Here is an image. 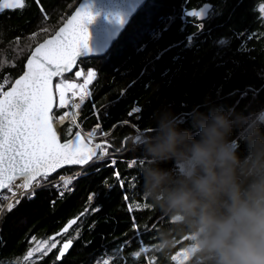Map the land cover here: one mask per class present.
Wrapping results in <instances>:
<instances>
[{"label": "trees", "instance_id": "1", "mask_svg": "<svg viewBox=\"0 0 264 264\" xmlns=\"http://www.w3.org/2000/svg\"><path fill=\"white\" fill-rule=\"evenodd\" d=\"M80 1L24 0L23 8L0 10V82H9L4 90L23 72L32 49L53 35ZM206 1L214 11L201 24L183 14L184 8ZM262 4L264 0H152L105 55L84 58L74 72L57 76L55 85L63 79L82 81L89 70L95 71L77 121L63 123L59 136L64 141L66 129L86 134L99 123L96 134L103 137L93 143L108 140L109 156L90 162L78 173L74 185L63 192L65 203L51 206L61 190L44 183L31 199L28 194L11 212L5 210L0 216V261L17 264L30 250L27 242L32 233L47 239L56 224L69 216L99 209L90 213L87 234L79 240L85 245L75 243L70 255L56 264H88L98 255L101 259L118 255L119 264L125 258L145 257L150 264L153 257L161 259L153 264H171L170 256L185 245L186 237H178L170 253H158L157 233L170 225L143 194L142 156L133 140L148 131L153 110L165 102L174 103L178 113L201 103L206 94L217 103L241 109L264 107ZM190 35L193 41L188 46ZM79 66L86 73L76 78ZM64 109L56 105L53 115L59 119ZM113 158L115 165H111ZM76 169L80 167L61 171ZM117 171L119 180L113 175ZM96 192L99 196L90 201ZM33 227H42L41 232L31 231ZM118 247L119 253L114 254ZM138 251L139 256L131 255ZM48 258L25 264H52V259L45 261Z\"/></svg>", "mask_w": 264, "mask_h": 264}, {"label": "clouds", "instance_id": "2", "mask_svg": "<svg viewBox=\"0 0 264 264\" xmlns=\"http://www.w3.org/2000/svg\"><path fill=\"white\" fill-rule=\"evenodd\" d=\"M150 120L133 145L143 194L170 225L157 249L184 236L191 264H264V107L206 94L187 112L162 103Z\"/></svg>", "mask_w": 264, "mask_h": 264}, {"label": "snow or ice", "instance_id": "3", "mask_svg": "<svg viewBox=\"0 0 264 264\" xmlns=\"http://www.w3.org/2000/svg\"><path fill=\"white\" fill-rule=\"evenodd\" d=\"M24 6V0H0V10L18 9ZM206 11L207 9L202 10L201 13L189 12L188 15L205 14ZM261 11L264 12V6L261 7ZM92 19L93 17L85 8H78L53 38L46 39L35 47L27 60V70L11 83L7 91L4 89L9 83L8 80L4 79L3 82H0V190H11L13 196L16 195L17 191H20L21 198L31 190V195L28 197L31 199L41 181H46L57 169L65 165L84 166L94 160H102L109 156L111 144L108 140L105 139L102 142L92 144L89 139V142L86 143L80 131L73 134L71 129H66L64 142L61 143L53 126L54 92L52 77L61 76L63 73L72 70L80 49L87 46L89 34L86 24ZM187 40L188 46H191L193 36H188ZM219 43L224 44L225 41L221 40ZM76 75L79 76L80 73L78 72ZM92 76L93 73L90 71L83 84L68 81H61L56 84L59 107L63 109L67 106L66 93L70 92L75 96L79 92L81 103H76L73 107L80 109L83 101L90 95L86 86L91 82ZM139 111V108H133V112L138 113ZM131 114L129 113V115ZM68 115L69 113L65 112L63 116L59 117L58 122L63 123ZM99 129L100 124L97 123L93 131L88 133V138L93 137ZM132 163L137 162L133 161ZM139 163L143 164V161L141 160ZM115 164L116 160L113 158L111 165ZM131 166L130 164L129 167ZM113 175L119 180L120 173L118 171ZM18 179L22 180L21 184H16ZM71 182L72 178L63 181L65 187ZM120 183L123 186L124 181L120 180ZM104 184L110 187L107 180ZM63 195L64 193L61 192L60 196L63 197ZM98 196L99 192H96L89 197V200L91 201ZM5 199L7 198L5 197ZM18 203L19 199L15 203H8L7 211L11 212ZM92 210L98 211L99 209ZM3 211V206H0V212ZM87 211L88 209H85L84 212H81L80 217H83ZM80 217L69 220L68 224L57 235L68 232L69 228L76 224ZM51 239L55 240V237ZM73 239L68 238L62 243L58 249L57 260L62 259L68 249L72 247ZM53 249H57V242L49 243V240H42L35 249L28 251L24 260H30L34 253H39V258L42 259ZM119 250L118 247L114 254H118ZM131 255L139 256V253H132ZM177 257H182L183 262L190 260L186 249L170 256L171 261L183 264L182 261L177 260ZM116 258L118 260L119 256L117 255ZM0 264L3 262L0 261ZM104 264H108V261L105 260Z\"/></svg>", "mask_w": 264, "mask_h": 264}, {"label": "water", "instance_id": "4", "mask_svg": "<svg viewBox=\"0 0 264 264\" xmlns=\"http://www.w3.org/2000/svg\"><path fill=\"white\" fill-rule=\"evenodd\" d=\"M145 2L146 0H81L68 19H70L74 15L76 10L80 7L85 8L91 14L93 19L86 24L89 38L87 41V46L82 47L80 49V52L78 53V57H93L107 53L111 45L118 39L119 35L127 28L131 18L134 15H136V13L144 5ZM67 20L56 30V32L53 35L47 37L46 39L53 38L55 34L59 31V29L65 26ZM46 39H44L40 43H43ZM35 47L32 49V51H34ZM29 57L30 55L28 56V58ZM78 57L76 58L72 70L69 72H65L63 74H69L74 70L75 66L78 63ZM27 60L25 62L23 72L27 70L26 68ZM23 72L20 75H23ZM19 76L16 79H18ZM56 77L57 76L52 77V89L54 92L53 110L56 106V93H55ZM6 90H8V88ZM81 136L82 138L85 139V142L88 143L86 137L83 134H81ZM68 166H79V165H65L62 168ZM62 168L57 169L56 171H59ZM3 190L4 189L0 190V192ZM67 224L68 222L62 227V229ZM62 229L58 233H60ZM70 249L71 248H69L68 251ZM68 251L66 253H68ZM108 259L109 258L107 257V260Z\"/></svg>", "mask_w": 264, "mask_h": 264}, {"label": "flooded vegetation", "instance_id": "5", "mask_svg": "<svg viewBox=\"0 0 264 264\" xmlns=\"http://www.w3.org/2000/svg\"><path fill=\"white\" fill-rule=\"evenodd\" d=\"M208 4V10L206 11L205 14H201V17L203 19H200L198 15H195V16H190L188 15L186 12L187 10L189 9H198L200 8L202 5L205 7L206 5ZM263 5V4H262ZM261 6V5H260ZM213 7H212V4L210 2H203V3H199V4H196V5H192V6H189V7H186L185 8V16H187V18L192 21V22H199V23H202L203 21H206L207 19H209L212 14H213ZM68 195V194H67ZM64 198H67L65 196L61 197V196H58L56 197V199H54L53 201H51V206H54L55 204H60V203H65L66 201H63ZM85 211V209H84ZM84 211H81V212H84ZM81 212H77L75 215H72V216H69L66 220L56 224L57 226L55 227L54 230H51L48 235H47V238L49 240V243H52V242H57V249H53L51 252H49L46 256H44L42 259L39 258L40 257V254L39 253H34L33 257L30 259V261L32 262H38L39 260H44L46 258H48V256H50V258H48L47 260L45 261H48L49 259H52L51 263L53 264H56V263H59V262H62L65 260V258L67 256L70 255V253L73 251V249L75 248V243L77 244H84L85 245V242L84 241H79L82 237L86 236L87 233H84L85 230L88 228V227H85V225L88 224V220H89V217H90V213L93 212V210H89L87 211V213L83 216V217H80V213ZM76 217H80L78 220H77V223L72 225V227L69 228L68 232L64 233L63 235H56L61 229L62 227L69 221V220H72ZM41 228L42 227H39L38 229H35L34 227L32 228L31 231H34V230H37L39 233L41 232ZM79 233V235H77ZM33 237H35V239H33ZM55 237V240H52L51 238ZM68 238H74L73 239V245L71 247V249L69 250V252L67 254L64 255V257L60 260H57L56 259V256L58 254V249L59 247L62 245V243L68 239ZM44 240L43 236L40 235V237H36L34 235V233H32L29 238H28V242L27 244L29 246H31L33 249L36 248V246L38 244H40V241ZM43 247V245H41ZM161 252L158 250V253ZM28 251H26V253L23 255V259L24 257L27 255ZM110 259L107 260V257H105L104 259H101L99 258V255L93 260V262H89L88 264H104V261L107 260L108 261V264H113V262L115 261V264H119V260L120 258L117 260L116 256L112 255V257H109ZM144 259V260H142ZM29 261V260H28ZM156 261H159L161 262V259L160 258H151L150 259V262L153 264L154 262ZM22 261H19L18 264H21ZM120 264H150L149 263V259L147 257L145 258H125L122 260V262ZM157 264V263H156ZM163 264V263H161ZM171 264H177L176 261H172ZM183 264H189L186 262H183Z\"/></svg>", "mask_w": 264, "mask_h": 264}, {"label": "rangeland", "instance_id": "6", "mask_svg": "<svg viewBox=\"0 0 264 264\" xmlns=\"http://www.w3.org/2000/svg\"><path fill=\"white\" fill-rule=\"evenodd\" d=\"M151 1L152 0H148L147 2H146V6H148V4H150L151 3ZM145 5H143V6H145ZM143 6L141 7V8H143ZM262 6H264V4L263 5H261L260 7H259V9H260V11H261V7ZM140 11V10H139ZM138 11V12H139ZM184 11H185V8H184ZM137 12V13H138ZM262 12V11H261ZM136 13V14H137ZM263 14H264V12H262ZM183 14L185 15V13L183 12ZM69 17V16H68ZM135 17V15L132 17V19H131V21H130V23L132 22V20H133V18ZM129 23V24H130ZM201 24V23H200ZM126 30V29H125ZM124 33V31L119 35V37H118V39L120 38V36L122 35ZM117 39V40H118ZM117 40L113 43V45L117 42ZM113 45H112V47H113ZM111 47V48H112ZM110 48V49H111ZM83 59H81L79 62H81ZM81 66V65H80ZM79 66V71H77L76 73H80V75L79 76H77L76 75V73H75V76H76V78H79L80 76H81V74L83 73V74H85L86 73V70L85 69H83L82 67H80ZM76 68V67H75ZM75 70V69H74ZM74 70L72 71V72H74ZM92 72L93 73V79H92V81L94 80V78H95V76H96V73H95V71L93 70V69H91V70H89L88 71V73L89 72ZM71 72V73H72ZM88 73L86 74V76L83 78V80L82 81H79V80H77V79H74V80H66V81H68V82H72V83H76V84H83L84 83V80L88 77ZM70 74V73H69ZM63 81H65V79H63ZM56 82V81H55ZM61 81H58V83H60ZM57 83V84H58ZM90 84V83H89ZM88 84V85H89ZM88 85L86 86V90H87V92L89 93V89H88ZM9 87V86H8ZM68 94H72V93H66V97H65V99H66V101H67V95ZM56 96H57V105H59V95H58V92H56ZM75 96H77L78 97V103H81V101H80V98H79V92H77V94L75 95ZM86 100V99H85ZM85 100L83 101V103L85 102ZM82 103V104H83ZM65 112H68L69 110H67L66 108H65V110H64ZM76 121H77V119H78V117H79V115H80V109H76ZM64 121H66V120H64ZM66 122H69V123H72V122H75L74 121V117H70ZM53 123H54V126H57V120H54L53 121ZM80 129H81V126L79 125L78 126ZM82 134H84V132H82L81 130H79ZM91 131H93V129L91 130ZM91 131H89V132H91ZM89 132H85L86 134H88ZM97 132V131H96ZM86 137V139H87V141L89 142V139H90V141H91V143L92 144H95V143H93V139L95 138V139H101L102 137H103V135H102V133H100V132H98V134H96L95 133V135L93 136V137H91V138H88V136H85ZM86 166V165H85ZM85 166H75V167H80V169H76V170H65V171H59V172H57V173H55V174H53V175H50L48 178H47V180L46 181H41V184H44V183H46V182H50V181H53V180H55V179H57L58 178V182H59V186L61 187V192H62V190L63 189H65V186H64V183H63V181L64 180H67V179H69V178H72L73 179V184L71 185V186H73L74 185V182H75V180H76V178H77V175H78V173L83 169V168H85ZM74 167V166H73ZM67 168H69V167H67ZM65 169V168H64ZM63 170V169H62ZM71 173H73V174H71ZM63 174V175H62ZM62 177H61V176ZM53 185V184H52ZM58 187V186H57ZM10 191H8V189H5L2 193H0V195L1 194H3L4 193V195H1L0 196V198L1 197H4V196H6V193H9ZM11 194V193H10ZM26 194H28V193H26ZM25 194V195H26ZM24 195V196H25ZM17 196L18 195H15L14 197H11L10 198V200H13V199H16L17 198ZM28 199V198H27ZM17 205V204H16ZM14 208H16V206L14 207ZM13 208V209H14ZM7 209V208H6ZM44 240H48V238L47 239H44ZM143 246H146V245H143ZM148 247V246H147ZM30 249H33L32 247H30ZM185 249V247L183 246H181L179 249H177L173 254H175L176 252H182L183 250ZM147 250V249H146ZM135 253H139V251L138 252H135ZM108 258L109 257H112V255L111 256H107ZM135 257V256H134ZM148 258V257H147ZM110 259V258H109ZM177 260L178 261H182L183 262V258L182 257H177ZM20 261H22V263L23 264H25L27 261H25L24 259H22V260H20ZM29 262L30 263H33L32 261H30L29 260ZM19 262H17V264H18ZM187 263H189V264H191V262H190V260L189 261H187Z\"/></svg>", "mask_w": 264, "mask_h": 264}, {"label": "bare ground", "instance_id": "7", "mask_svg": "<svg viewBox=\"0 0 264 264\" xmlns=\"http://www.w3.org/2000/svg\"><path fill=\"white\" fill-rule=\"evenodd\" d=\"M148 0H146V2H147ZM146 2L144 3V5L146 4ZM141 9V8H140ZM139 9V10H140ZM204 9H207L208 10V4L204 7L203 5L200 7V8H198V9H189V10H187V14L189 13V12H195V13H201L202 12V10H204ZM71 16V14L69 15V17ZM198 16H199V18L200 19H203L202 17H201V14H198ZM68 17V18H69ZM67 18V19H68ZM66 19V20H67ZM132 19V18H131ZM65 20V21H66ZM64 21V22H65ZM131 21V20H130ZM130 23V22H129ZM113 45V44H112ZM112 45H111V47H112ZM110 47V48H111ZM110 50V49H109ZM108 50V51H109ZM106 53H104L103 55H105ZM103 55H99V56H103ZM99 56H93V57H99ZM84 58H91V57H78V62H79V60H81V59H84ZM77 65H78V63H77ZM77 65L75 66V67H77ZM75 69V68H74ZM92 79H93V77L91 78V82H92ZM90 82V83H91ZM5 91H7V90H5ZM55 93H56V89H55ZM70 97V102H69V104L67 103V106L66 107H64V108H66L67 110H69L67 113H69V115L65 118V120L67 121L70 117H74V121L76 122V109L73 107V105L74 104H76V103H78V97L77 96H73L72 94H68L67 95V100H68V98ZM68 102V101H67ZM56 105H57V96H56ZM56 107V106H55ZM65 110V109H64ZM64 113H65V111L63 112V114H62V116L64 115ZM52 115H53V112H52ZM53 117H54V119H53V121L54 120H57V126H54V123H53V126H54V128H55V130L57 131V134H58V136H59V127L63 124V123H65L66 121H64L63 123H59L58 122V120L59 119H57L54 115H53ZM82 134V133H81ZM84 136H88V134H83ZM59 138H60V136H59ZM87 140V139H86ZM60 141L61 142H64V141H62L61 139H60ZM85 166V165H84ZM68 167H73V166H68ZM64 168H67V167H64ZM64 168H62V169H64ZM61 169V170H62ZM60 171V170H59ZM59 171H56L55 173H57V172H59ZM55 173H52L51 175H53V174H55ZM71 174H73V173H71ZM63 175V174H62ZM61 176V175H60ZM62 177V176H61ZM17 183H22V180H17L16 181V184ZM46 183H53V184H55L56 186H58V188L59 189H61V187L59 186V182H58V178L57 179H55V180H53V181H50V182H46ZM73 184V179H72V182H71V184H69L67 187H65V189H63L62 190V192H64L65 190H67L71 185ZM41 186H43V184H40V186L39 187H41ZM39 187H37V188H39ZM36 188V189H37ZM35 189V190H36ZM5 190V189H4ZM3 190V191H4ZM3 191H1L0 193H2ZM9 191V190H8ZM22 191V190H21ZM4 194V193H3ZM28 194H30L31 195V190L28 192ZM28 194H26V195H28ZM11 195H12V193H11ZM18 196H17V198L16 199H13V200H10V198L8 199V200H5L2 204H1V206H3V208H4V211L5 210H7L6 208H7V204L8 203H13V202H15L17 199H19V203L23 200V198H24V195H23V197L21 198V194H20V191H18V194H17ZM25 195V196H26ZM18 203V204H19ZM17 204V205H18ZM16 205V206H17ZM3 211V212H4ZM3 212H0V216H1V214L3 213ZM75 219V218H74ZM69 252V251H68ZM67 254V253H66Z\"/></svg>", "mask_w": 264, "mask_h": 264}, {"label": "built area", "instance_id": "8", "mask_svg": "<svg viewBox=\"0 0 264 264\" xmlns=\"http://www.w3.org/2000/svg\"><path fill=\"white\" fill-rule=\"evenodd\" d=\"M68 104H69V102H70V97L68 98ZM17 184H21V183H17ZM10 192L9 193H6V196H4V197H1L0 198V206H1V204L5 201V200H8L10 197H14L13 196V194L11 195L10 193H12V191L11 190H9ZM18 194V191L16 192V195ZM1 195H4V194H1ZM0 195V196H1ZM5 197L7 198V199H5ZM13 203H15V202H13Z\"/></svg>", "mask_w": 264, "mask_h": 264}]
</instances>
